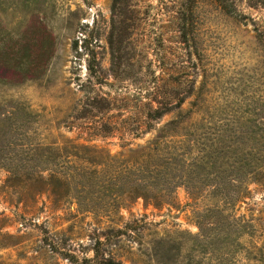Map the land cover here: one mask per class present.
<instances>
[{
	"label": "rangeland",
	"instance_id": "obj_1",
	"mask_svg": "<svg viewBox=\"0 0 264 264\" xmlns=\"http://www.w3.org/2000/svg\"><path fill=\"white\" fill-rule=\"evenodd\" d=\"M129 5L131 27L116 73L108 42L111 0H47L34 14L45 26L43 36L37 28L23 35L30 48L23 60H48L44 74L21 85H0V101L24 104L37 114L32 131L46 143L95 146L113 156L144 146L172 119L164 116L141 134L146 125L139 112L148 98L176 103L190 95L180 110L199 108L201 133L231 137L237 156L250 163L241 171L264 175V5L251 0H129ZM28 13L0 8V60H19L11 51ZM199 94L203 102L194 107ZM95 96L110 100L111 114L129 118L127 126H139L141 135L93 137L87 127L92 117L78 116ZM248 189L247 198L234 205L208 195L195 198L181 187L172 206L157 209L137 200L113 216L79 214L74 205L50 200L41 186L12 181L0 171V264H72L65 255L82 263L93 258L97 242L103 260L120 264H264V178ZM108 202L88 203L101 208ZM214 208L221 211L218 218L198 219ZM200 220L203 229L207 224L215 229L205 240L198 237Z\"/></svg>",
	"mask_w": 264,
	"mask_h": 264
},
{
	"label": "trees",
	"instance_id": "obj_2",
	"mask_svg": "<svg viewBox=\"0 0 264 264\" xmlns=\"http://www.w3.org/2000/svg\"><path fill=\"white\" fill-rule=\"evenodd\" d=\"M47 0H0L2 12L7 9H27L24 30L20 42L14 45L11 53L19 60L10 62L0 60V85L17 86L40 78L45 71L47 61H25L29 43L23 35L30 29H41L40 37L46 31L45 26L34 16ZM254 6H263L264 0H251ZM261 3V4H259ZM132 8L129 0H111V25L108 37L112 57V66L116 73L121 66V46L125 33L131 27L128 13ZM22 38V39H21ZM190 95L171 101L148 98L139 115L146 125L141 134L149 131L154 123L164 116H172L156 136L127 155H110L103 148L88 145L64 143H46L37 138L32 131L35 114L24 104L11 100L0 101V171L8 174V179L18 183L41 186L49 199L61 205L75 206L79 214L107 213L116 215L126 203L142 200L155 208L172 206L177 188H184L193 197L208 195L228 205L243 202L249 195L248 186L260 183L264 175L246 174L241 169L249 168L250 163L239 158L231 137L216 134L207 138L201 133L203 120L199 108L181 111V106ZM203 102V96L197 95L191 105L197 107ZM156 104V106H153ZM112 102L104 96H95L87 100L78 118L92 117L88 128L95 138L113 137L118 131L138 137L141 128H129V118L111 114ZM200 120V121H199ZM224 168L232 170L227 174ZM107 198L112 204L101 208L91 206L93 199ZM219 209H209L198 219L218 218ZM198 222L201 239H207L211 224L202 226ZM206 224V223H205ZM208 231H206V230ZM119 233V231H118ZM99 242L92 248L93 258L79 263L68 255L72 264H120L112 260H103L99 253ZM158 255L159 252H158Z\"/></svg>",
	"mask_w": 264,
	"mask_h": 264
}]
</instances>
